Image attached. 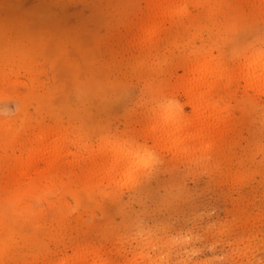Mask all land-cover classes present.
<instances>
[{
    "label": "rangeland",
    "instance_id": "rangeland-1",
    "mask_svg": "<svg viewBox=\"0 0 264 264\" xmlns=\"http://www.w3.org/2000/svg\"><path fill=\"white\" fill-rule=\"evenodd\" d=\"M262 5L0 0V264L124 260L121 250L134 247L124 244L126 233L167 225L166 239L174 233L188 240L204 231L201 216L225 223L239 239L225 244L206 232L212 243L159 241L164 246L148 253L151 259L259 264L264 89L246 74L250 64L260 65L259 50L250 47L245 57L225 62L213 49L222 36L258 26ZM203 60L222 62L230 79L217 75L212 98H189ZM162 103L175 106L180 122L171 139L163 128L144 134ZM52 143L65 149L57 158L48 151L41 161L38 154ZM126 144L155 148L163 159L135 187L119 185L116 196L112 177L124 171ZM26 155L28 167L38 160L43 177L31 169L22 174L19 160Z\"/></svg>",
    "mask_w": 264,
    "mask_h": 264
},
{
    "label": "snow or ice",
    "instance_id": "snow-or-ice-1",
    "mask_svg": "<svg viewBox=\"0 0 264 264\" xmlns=\"http://www.w3.org/2000/svg\"><path fill=\"white\" fill-rule=\"evenodd\" d=\"M264 7V5H262ZM258 47L260 56V86L264 89V17L259 21L258 26L252 25L250 28L245 29L243 34L236 32L232 35L222 36L217 41V47L213 51H219L220 58L225 62L229 60H235L238 57H245L250 47ZM223 79H230L229 74H225ZM180 122L176 120V108L174 105L162 103L158 114L153 122L151 128L145 129V135H153L160 129H167L170 132V137L175 136L179 131ZM175 129V131H172ZM135 144V140H133ZM211 147V146H209ZM124 158L121 167L124 169L123 173L116 171L114 174V180L117 184L115 195H120L119 185H124L128 188H133L138 185L145 175H150L149 169L156 170V166L162 162V154L155 148L149 151L145 147L139 149L125 145L123 148ZM262 154H264V146H262ZM262 167H264V160L261 161ZM213 178L215 172L212 173ZM113 196L109 194L107 199H112ZM209 215H211L209 213ZM198 223H202L204 231H201L198 236H189L188 240H184L181 236L172 234L168 239L163 235L168 233L169 227L167 225L162 226L152 232L151 229L146 232L143 228L139 231H131L126 233L127 239L124 240V244L134 245V247H128L121 251L127 252V258L124 260L106 261L104 264H173L172 261H164L162 257H158L156 260L151 259L148 253L155 255L156 250L164 245H161L159 241H164L165 245H177L186 244L192 239H207L209 243H212V237L205 235V233H218L216 239L227 244L229 242L235 243L239 237L231 233L228 226L223 222H213L212 219L204 220L203 216L196 218ZM226 237V239H225ZM213 249L216 248V244L213 243ZM260 248L262 250V258L259 264H264V231L260 237ZM229 249H225V253L228 254ZM192 264V262H190ZM207 264H240V262H234L227 260L224 257H220L218 260L207 262ZM245 264H255V261L245 262Z\"/></svg>",
    "mask_w": 264,
    "mask_h": 264
},
{
    "label": "bare ground",
    "instance_id": "bare-ground-1",
    "mask_svg": "<svg viewBox=\"0 0 264 264\" xmlns=\"http://www.w3.org/2000/svg\"><path fill=\"white\" fill-rule=\"evenodd\" d=\"M259 61V63H260V57H259V59H258ZM220 63V62H219ZM219 63H213V61H208V60H203V61H201V62H199V63H197L196 64V66H195V69H194V71H193V79L189 82V86H188V96H189V98H212V96H213V93H214V90H215V88H216V84H214V82L216 81V80H214V79H218L219 77H220V75H221V77H224V76H222V74H224V69H223V65H221L222 64V62H221V64H219ZM219 64V65H218ZM250 65H252V67L251 66H248V70L246 71V74L248 75V77H249V80L252 82V83H255L256 85H259L260 86V80H261V77H260V65H257V64H255V63H252V64H250ZM251 68H253V69H251ZM4 70V69H3ZM4 73V72H3ZM217 75H219L218 76V78H216L217 77ZM225 75V74H224ZM225 82V81H224ZM1 83V82H0ZM217 83V82H216ZM227 83H229L228 81H227ZM221 84V83H220ZM217 85H219V84H217ZM221 86V85H220ZM217 87H219V86H217ZM222 88V87H221ZM217 90V89H216ZM215 90V91H216ZM215 94V93H214ZM216 94H218V93H216ZM219 96V95H218ZM213 98H215V97H213ZM200 113V112H199ZM217 113V112H216ZM217 115V114H216ZM72 128V127H71ZM182 130H183V128H182ZM74 131V130H73ZM68 132V131H67ZM71 132V131H70ZM71 134H73V132L71 133ZM70 134V135H71ZM59 136H60V134H58ZM61 137V136H60ZM70 137V136H69ZM177 137V136H176ZM68 138V137H67ZM67 138H65V139H67ZM71 138V137H70ZM75 138H76V136H75ZM74 139V138H73ZM184 139H185V137H184ZM69 140V139H68ZM76 140V139H75ZM56 141V140H55ZM73 141V140H72ZM71 141V142H72ZM182 141V140H181ZM180 141V142H181ZM58 142H60V141H58ZM54 143V142H53ZM53 143L51 144V145H53ZM75 143V142H74ZM77 143V142H76ZM54 144H56V143H54ZM62 144V143H61ZM60 144V145H61ZM65 144V143H64ZM63 144V145H64ZM70 144V143H69ZM72 144H73V142H72ZM80 145H82V144H80ZM63 147V146H62ZM82 147V146H81ZM80 148V147H79ZM48 149V150H47ZM62 149H65V147L64 148H60L58 145L57 146H55V145H53V146H49L48 144H47V147H44L41 151H40V153L38 154V152L36 153V154H38V158H42L43 157V155H44V153H47L48 151H50V150H54V152H55V157L56 156H58V154H59V152H60V150H62ZM82 149V148H81ZM84 149H85V147H84ZM87 149V148H86ZM33 151H35V150H37V148H33L32 149ZM62 152V151H61ZM35 154V155H36ZM32 157V156H31ZM31 157H27V155L26 156H24L23 158H21L20 160H19V169L20 170H22V174L23 173H25V175L27 176V175H29V172H30V169H31V171L33 172V171H36L37 172V175H39V176H41V177H43V175L45 174V173H43V171L42 170H39V166H38V164L37 163H39V162H37L38 160H36V161H34V163H35V165L33 166V168H31V167H28L29 165H30V159H31ZM60 157V156H59ZM40 158V159H41ZM57 158V157H56ZM55 158V159H56ZM43 159V158H42ZM42 159H41V161H42ZM57 160V159H56ZM56 160H53L52 161V163H54L53 165H55V161ZM40 161V160H39ZM42 163V162H41ZM57 163V162H56ZM47 164H48V162H47ZM50 164V163H49ZM58 164V163H57ZM50 166V165H49ZM52 166V165H51ZM50 166V167H51ZM54 167V166H53ZM55 168V167H54ZM50 170V169H49ZM51 170H52V168H51ZM45 171V170H44ZM49 172V171H48ZM31 173V172H30Z\"/></svg>",
    "mask_w": 264,
    "mask_h": 264
},
{
    "label": "clouds",
    "instance_id": "clouds-1",
    "mask_svg": "<svg viewBox=\"0 0 264 264\" xmlns=\"http://www.w3.org/2000/svg\"><path fill=\"white\" fill-rule=\"evenodd\" d=\"M193 163H197V162L193 161Z\"/></svg>",
    "mask_w": 264,
    "mask_h": 264
}]
</instances>
